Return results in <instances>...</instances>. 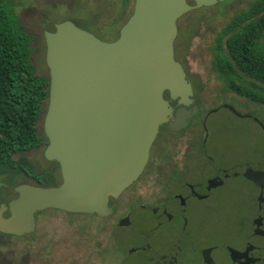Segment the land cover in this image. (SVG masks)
<instances>
[{
    "label": "water",
    "instance_id": "obj_1",
    "mask_svg": "<svg viewBox=\"0 0 264 264\" xmlns=\"http://www.w3.org/2000/svg\"><path fill=\"white\" fill-rule=\"evenodd\" d=\"M216 1L133 0L112 40L71 19H42L49 70L43 153L58 161L61 180L10 185L0 204L1 230L32 236L35 212L46 207L100 215L112 210L118 194L146 165L157 129L180 127L197 110L196 104L186 106L193 100V86L174 53L177 18ZM171 100L181 104L174 114ZM247 174L264 180V171L249 169ZM252 227L262 229L260 215ZM249 246L229 245L231 260L262 264L263 257L249 255Z\"/></svg>",
    "mask_w": 264,
    "mask_h": 264
},
{
    "label": "rangeland",
    "instance_id": "obj_2",
    "mask_svg": "<svg viewBox=\"0 0 264 264\" xmlns=\"http://www.w3.org/2000/svg\"><path fill=\"white\" fill-rule=\"evenodd\" d=\"M252 1L218 0L192 8L177 18L174 53L189 74L193 97L201 113L185 129H157L144 171L134 184V187L141 185L140 191H151L153 186L149 185L148 178L160 166L165 170V156L169 155L171 149L167 145L165 149L163 141L171 137H194L198 142L208 134L210 147L217 155L224 156L226 164L246 160L253 167L264 165V103L228 89L212 65L213 43L219 31L235 13L247 8ZM2 2L8 20L12 22L16 16L23 31L31 36V60L36 71L44 75H49V70L45 61V40L41 25L43 18L54 22L71 19L100 38L112 40L117 37L133 7V0H128L125 6L122 0ZM261 41L264 42V35ZM244 83L253 86L247 80ZM258 89L264 93V87ZM45 107L46 100L37 121V129L42 135ZM207 113L205 127L203 115ZM43 147L41 144L31 150L15 153L13 157L35 171L47 170L52 180L49 184L58 183L61 177L55 167L56 161L53 163L43 156ZM260 168L264 169V166ZM24 181L36 183L35 178L27 175L18 165L0 173V201L6 199L10 185ZM131 190L126 189L120 194L118 210L108 216L46 207L35 212L32 236H27L25 231L12 233L0 229V264H63L69 261L71 264H104V260L107 262L109 259L111 263L108 261L105 264H113L119 253L126 252L128 246L143 240L139 231L148 230L152 224L149 211L138 206L133 208L130 227L115 224L117 215L127 204ZM259 191L241 173L215 190V201L208 203L210 210L201 219L204 223L202 242L216 244L213 253L218 264H233L225 249L227 244L243 247L246 240L263 244L262 236L254 232L251 224L252 218L261 213L256 200ZM261 191L264 193V189ZM165 230L160 229L151 236L153 248L164 249ZM261 254L264 256V250H261ZM148 255L147 250L136 251L125 258L124 264H141Z\"/></svg>",
    "mask_w": 264,
    "mask_h": 264
},
{
    "label": "flooded vegetation",
    "instance_id": "obj_3",
    "mask_svg": "<svg viewBox=\"0 0 264 264\" xmlns=\"http://www.w3.org/2000/svg\"><path fill=\"white\" fill-rule=\"evenodd\" d=\"M170 104L173 114L181 105L175 100H171ZM195 104L197 105V110L182 126L174 127L162 125L160 127L175 131L189 127L194 117L200 115L201 110L194 97L192 102L186 105L188 108L192 109ZM168 114H170V112H168ZM239 114L244 115L245 113ZM204 118L205 116L203 115V120ZM43 135H41L42 142L39 145L42 144L45 147L47 144V137L45 133ZM163 142L165 149L167 145V147H170L171 151L169 155L165 156L167 158V163L165 164L166 171L160 166L157 168L154 175H151L147 180L149 185L153 186V189L145 193L140 191L141 185L134 187V184L138 182V179H140L144 171L143 168L138 177L118 194L116 203L109 213L103 215L96 214L99 216H108L116 212L120 206V202L118 201L120 194L126 189L131 188L132 192L127 197V204L124 205L123 210L117 215L115 224L130 227V218L134 206L147 209L152 216V224L148 230L139 231L140 237L143 240L137 242V244H133V246H128L126 252L122 251L119 253L114 263L124 264L125 258H128L132 253L147 250L149 251V255L141 264H218L213 253L216 249V244L202 242L204 223L201 217L210 210V207L207 206L208 203H213L215 201V190L219 186L225 184L237 173L244 175L255 187L260 189L256 200L257 207L261 213H258L252 218V223L254 218L260 215L262 229L260 231L255 230L253 227L252 229L262 236L263 244L258 245L250 240H246L243 247L236 248L244 250L248 243H250L249 255L251 253L252 256H261L264 258L261 254V250H264V193L261 191L264 189V180H261L259 183L256 179H251L247 174L249 169L264 171V169L260 168L264 165L253 167L250 162L246 160L231 161L226 164L224 156L217 155L210 147L209 137H202L198 142L194 137H171ZM196 155L200 156L197 157ZM48 160L53 163L56 161L55 167L58 168L60 172L58 161L56 159ZM259 196H261V198H259ZM4 201H0V204ZM8 214L9 211L5 209L3 215ZM124 218H127V223L124 222ZM121 220L123 222H121ZM160 229H166V242L163 250H158L155 246L153 248L150 240L151 236H154ZM228 246L229 244H227V246L225 245V249L230 261L233 264H238V262H233L231 260ZM246 260L247 258L245 261ZM108 261H110V259ZM105 262L106 260H104V264ZM63 264L71 263L69 261Z\"/></svg>",
    "mask_w": 264,
    "mask_h": 264
},
{
    "label": "trees",
    "instance_id": "obj_4",
    "mask_svg": "<svg viewBox=\"0 0 264 264\" xmlns=\"http://www.w3.org/2000/svg\"><path fill=\"white\" fill-rule=\"evenodd\" d=\"M127 1L122 0V5ZM263 35L264 0H253L219 31L213 43L212 65L228 89L264 103V93L258 89L264 87ZM30 37L16 16L12 22L8 20L0 0V173L18 165L36 183L49 184L52 180L47 170L35 171L13 157L42 142L37 121L47 101L49 75L36 71Z\"/></svg>",
    "mask_w": 264,
    "mask_h": 264
}]
</instances>
